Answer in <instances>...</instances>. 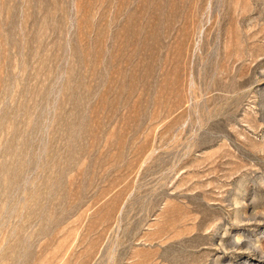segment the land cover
Returning <instances> with one entry per match:
<instances>
[{"label": "rangeland", "instance_id": "rangeland-1", "mask_svg": "<svg viewBox=\"0 0 264 264\" xmlns=\"http://www.w3.org/2000/svg\"><path fill=\"white\" fill-rule=\"evenodd\" d=\"M0 264H264V0H0Z\"/></svg>", "mask_w": 264, "mask_h": 264}]
</instances>
